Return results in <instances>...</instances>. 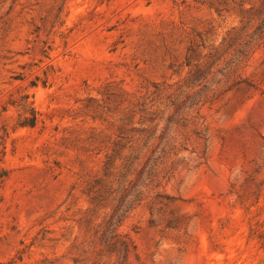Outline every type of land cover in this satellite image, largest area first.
<instances>
[{
  "label": "rangeland",
  "instance_id": "1",
  "mask_svg": "<svg viewBox=\"0 0 264 264\" xmlns=\"http://www.w3.org/2000/svg\"><path fill=\"white\" fill-rule=\"evenodd\" d=\"M0 264H264V0H0Z\"/></svg>",
  "mask_w": 264,
  "mask_h": 264
}]
</instances>
